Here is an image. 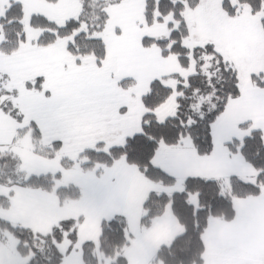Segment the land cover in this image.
Masks as SVG:
<instances>
[{
	"label": "snow or ice",
	"instance_id": "obj_1",
	"mask_svg": "<svg viewBox=\"0 0 264 264\" xmlns=\"http://www.w3.org/2000/svg\"><path fill=\"white\" fill-rule=\"evenodd\" d=\"M264 264V0H0V264Z\"/></svg>",
	"mask_w": 264,
	"mask_h": 264
},
{
	"label": "trees",
	"instance_id": "obj_2",
	"mask_svg": "<svg viewBox=\"0 0 264 264\" xmlns=\"http://www.w3.org/2000/svg\"><path fill=\"white\" fill-rule=\"evenodd\" d=\"M90 259H92V264H95V260L94 258L91 257V255H90Z\"/></svg>",
	"mask_w": 264,
	"mask_h": 264
}]
</instances>
